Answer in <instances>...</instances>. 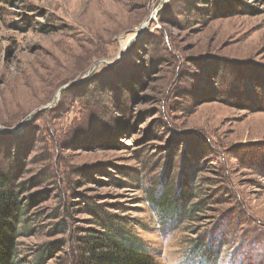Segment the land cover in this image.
Listing matches in <instances>:
<instances>
[{
  "label": "rangeland",
  "instance_id": "obj_1",
  "mask_svg": "<svg viewBox=\"0 0 264 264\" xmlns=\"http://www.w3.org/2000/svg\"><path fill=\"white\" fill-rule=\"evenodd\" d=\"M0 158L15 264H72L92 205L156 264H264V0H0Z\"/></svg>",
  "mask_w": 264,
  "mask_h": 264
},
{
  "label": "trees",
  "instance_id": "obj_2",
  "mask_svg": "<svg viewBox=\"0 0 264 264\" xmlns=\"http://www.w3.org/2000/svg\"><path fill=\"white\" fill-rule=\"evenodd\" d=\"M16 171L0 158V264H15V237L27 208L22 195L27 191L28 181L20 180ZM154 196L152 203L166 217L177 211V201L170 199L163 189L160 195ZM88 207L98 218L95 226L99 229H91L76 237V246L73 247L77 258L72 264H156L153 257L141 252L120 228V220L115 214L103 210L100 214L93 205Z\"/></svg>",
  "mask_w": 264,
  "mask_h": 264
},
{
  "label": "water",
  "instance_id": "obj_3",
  "mask_svg": "<svg viewBox=\"0 0 264 264\" xmlns=\"http://www.w3.org/2000/svg\"><path fill=\"white\" fill-rule=\"evenodd\" d=\"M137 37H138V36L135 35V36H134V39L137 38ZM104 63L107 64L108 62H104ZM98 64H99V63H96L95 66L92 67L91 69H94ZM85 79H86V76H83V77H81V78H79V79H76V80H74V81H72V82H69V83H67V84L62 85V86L57 90V93H56V95H55L53 101H52L50 104H48L47 106H44V107H42V108H39V109H36V110L32 111V112L29 114L28 119H27V120H26V121H25V122H24V123L18 128V129H15V130H7V129H5V128H2V129L5 130V131H7L8 133H15L16 131H20V130L25 126V124L27 123V121L29 120V118H31L33 115L39 113L40 111H42V110L45 109L46 107H48V106H50L51 104H53V103L57 100L59 94H60L63 90L68 89V88H70V87H72V86H74V85H76V84H78V83L84 81Z\"/></svg>",
  "mask_w": 264,
  "mask_h": 264
},
{
  "label": "bare ground",
  "instance_id": "obj_4",
  "mask_svg": "<svg viewBox=\"0 0 264 264\" xmlns=\"http://www.w3.org/2000/svg\"><path fill=\"white\" fill-rule=\"evenodd\" d=\"M126 44H127V43L123 44V46L126 47Z\"/></svg>",
  "mask_w": 264,
  "mask_h": 264
}]
</instances>
